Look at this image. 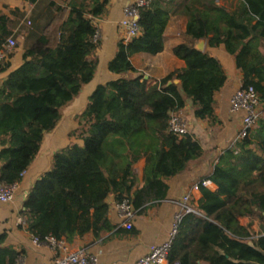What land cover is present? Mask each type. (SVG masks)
Listing matches in <instances>:
<instances>
[{"label": "trees", "instance_id": "trees-1", "mask_svg": "<svg viewBox=\"0 0 264 264\" xmlns=\"http://www.w3.org/2000/svg\"><path fill=\"white\" fill-rule=\"evenodd\" d=\"M38 12L29 16L22 64L0 85V184L21 181L37 155L43 137L59 123L63 110L94 77L99 41L94 21L103 17L109 0H65L67 16L57 25L54 14L63 7L53 1L20 0ZM181 0L187 18L183 42L173 55L184 67L146 88L141 76L117 78L98 85L69 134L74 140L56 151L47 172L33 184L22 215L25 230L39 241L51 236L72 242L92 233L110 232L106 198L127 200L136 213L165 200L166 181L201 158L199 142L190 134L168 131L172 114L188 100L193 116L218 122L214 96L226 81L220 62L195 48L222 46L234 59L242 87H252L264 103V0ZM174 0H151L139 13L138 37L117 43L108 71L135 73L130 58L155 55L163 49V32ZM45 3V4H44ZM47 9L46 12L43 8ZM25 17L18 9L0 11V49ZM58 33L53 47L54 31ZM261 47L263 48L261 50ZM0 62V72L10 65ZM177 80L178 84L173 81ZM78 141L79 143H77ZM145 164L139 181L135 165ZM212 192L199 187L196 212L182 217L166 264H264V115L219 157L208 177ZM247 218V225L239 223ZM258 224V232L251 229ZM0 234V264H16L21 254ZM251 242L252 245H249Z\"/></svg>", "mask_w": 264, "mask_h": 264}, {"label": "crops", "instance_id": "crops-1", "mask_svg": "<svg viewBox=\"0 0 264 264\" xmlns=\"http://www.w3.org/2000/svg\"><path fill=\"white\" fill-rule=\"evenodd\" d=\"M46 1H53L56 5L63 7L60 13H55L53 16L52 22L57 25L67 16V10L63 6L65 0H45V3ZM232 1L218 0L217 3L228 6ZM130 2L131 0H109L106 14L94 21L99 34V48L94 55L97 59V66L93 79L82 88L78 97L63 110L57 126L44 135L37 155L17 186L13 201L0 204V234L6 235V245L21 254L22 264H52L54 259L79 250L93 257L96 260L95 264L135 263L147 253L150 245L161 244L168 240L171 224L178 212L177 202L184 194L190 195L191 205L196 212L197 202L201 194L199 190H192V186L207 180L220 155L235 144L234 141L244 112L231 113L229 105L231 97L242 85L241 73L236 69L233 57L222 46L208 48L205 40L197 41L195 47L202 43L201 52H207L217 59L226 75L224 86L214 96L217 123L211 125L206 120L195 119L193 108L188 100L185 101L184 109L179 112L187 122L188 134L196 139L202 148L201 158L192 162L183 173L166 181L168 190L165 200L151 204L142 212L136 213L131 221V229L124 228L125 220L117 210L115 196L109 195L106 198V203L108 205V220L112 225L110 232L98 238L94 237L92 233H87L82 238L73 239L70 243L65 242V251L53 249L45 241L33 243L32 235L24 228L23 202L34 182L49 170L54 153L74 142L69 138V134L77 127L75 117L83 112L94 89L98 85L106 84L120 77L137 76H141L145 81L146 88H149L169 73L184 67L183 61L177 59L172 51L175 46L183 42L187 18L181 11V0H174L170 5L171 12L163 32L162 51L155 55L134 54L130 61L135 73L117 75L108 71L107 65L114 57L117 43L122 37L118 23L123 18L124 8ZM14 9L24 12L25 17L18 22L13 30L16 46L8 59L9 69L0 72V85L9 72L22 64L24 47L26 48L32 42V39L27 37L30 28L29 16L38 12L32 5L20 0H0V11L3 14L8 15L9 11ZM47 9L51 8L44 7L43 11L46 12ZM53 35L54 38L50 47H53L57 42L58 33L56 30ZM262 105L264 106V103ZM144 164V159H141L135 165L139 181ZM206 188L212 192L217 189L210 181ZM247 222V218L239 219L242 226L247 225ZM251 229L258 232L257 222H253ZM248 244L252 245L251 242Z\"/></svg>", "mask_w": 264, "mask_h": 264}, {"label": "built area", "instance_id": "built-area-1", "mask_svg": "<svg viewBox=\"0 0 264 264\" xmlns=\"http://www.w3.org/2000/svg\"><path fill=\"white\" fill-rule=\"evenodd\" d=\"M151 0H131L130 4L123 10V18L119 21L118 27L122 31L121 40L128 42L140 34V27L138 24L140 11L147 7ZM95 40H99V34L96 32ZM16 46V41L12 37L6 40V43L0 49V62L6 60L7 54L11 52ZM229 111L236 113L243 111L244 115L241 120L240 127L238 129L234 142H237L245 138L248 131L251 130L258 119L264 115V106L259 102L258 97L252 87L238 88L230 99ZM168 131L176 136H184L188 134L187 122L179 114H172L168 123ZM25 172L20 175V178L24 176ZM19 183L11 186H4L0 184V204H6L13 201L16 189ZM209 185L208 180H203L192 186V190H198L199 187H207ZM178 212L175 214L171 228L168 234V240L161 244H153L148 247L147 253L139 258L133 264H166L168 252L170 250L172 241L177 234L179 223L182 217L186 214L193 213L195 210L191 205L190 195L184 194L177 202ZM117 210L122 218L125 220L124 228L131 229V221L133 220L136 212L132 208L131 204L127 200H122L117 203ZM34 244L39 241L36 237H32ZM45 242H48L53 249L57 248L59 251H65V242L56 241L51 236L45 238ZM96 260L90 257L84 251L79 250L65 256H60L54 259L52 264H95ZM16 264H22L21 258Z\"/></svg>", "mask_w": 264, "mask_h": 264}, {"label": "water", "instance_id": "water-1", "mask_svg": "<svg viewBox=\"0 0 264 264\" xmlns=\"http://www.w3.org/2000/svg\"><path fill=\"white\" fill-rule=\"evenodd\" d=\"M202 43H199V45H197L195 48L197 49V50H199V51H201V49H202V45H201ZM178 83V81L177 80H174V84H177Z\"/></svg>", "mask_w": 264, "mask_h": 264}]
</instances>
